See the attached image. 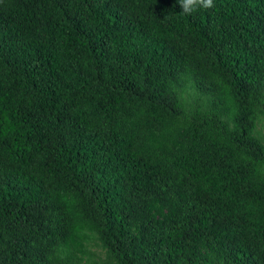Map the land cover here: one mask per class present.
Segmentation results:
<instances>
[{
    "label": "trees",
    "instance_id": "obj_1",
    "mask_svg": "<svg viewBox=\"0 0 264 264\" xmlns=\"http://www.w3.org/2000/svg\"><path fill=\"white\" fill-rule=\"evenodd\" d=\"M213 4L0 0V264H264V0Z\"/></svg>",
    "mask_w": 264,
    "mask_h": 264
},
{
    "label": "clouds",
    "instance_id": "obj_2",
    "mask_svg": "<svg viewBox=\"0 0 264 264\" xmlns=\"http://www.w3.org/2000/svg\"><path fill=\"white\" fill-rule=\"evenodd\" d=\"M177 3L186 15H191L201 7L205 9L214 7L213 0H177Z\"/></svg>",
    "mask_w": 264,
    "mask_h": 264
},
{
    "label": "rangeland",
    "instance_id": "obj_3",
    "mask_svg": "<svg viewBox=\"0 0 264 264\" xmlns=\"http://www.w3.org/2000/svg\"><path fill=\"white\" fill-rule=\"evenodd\" d=\"M262 132L264 133V128L262 130ZM89 251L92 252V253H97L99 256H102L100 253H101V250L96 248V247H91L89 246L88 247Z\"/></svg>",
    "mask_w": 264,
    "mask_h": 264
}]
</instances>
